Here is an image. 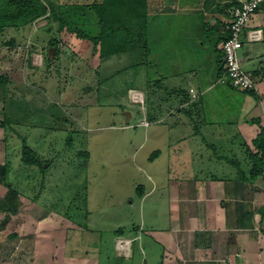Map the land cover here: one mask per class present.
Listing matches in <instances>:
<instances>
[{
  "label": "rangeland",
  "instance_id": "rangeland-1",
  "mask_svg": "<svg viewBox=\"0 0 264 264\" xmlns=\"http://www.w3.org/2000/svg\"><path fill=\"white\" fill-rule=\"evenodd\" d=\"M45 1L56 13L63 5L76 7L75 24H93L88 30L98 32L97 15L89 7L101 0ZM58 24L48 14L20 31L7 29L0 36V122L6 124L4 129L0 126V165L9 163L7 181L27 218L28 230L22 237L33 234L29 224L36 229L39 236L33 239L34 247L43 251L42 264H57L52 242L60 246L66 242L68 255L79 251L91 264H141L135 239V260L118 257L117 235L124 230L126 238H135L132 229L142 222L140 201L153 182L159 196L164 193L160 177L167 175L174 138L162 136L161 131L162 141L156 143L153 127L141 125L142 105L130 102L132 93L128 95L127 89L141 88L148 74L142 66L139 40L131 41L139 46L136 49L99 58L92 43L77 39L66 28L58 31ZM53 38L58 39L61 52L46 62L47 43ZM11 39L16 42L12 48L2 45ZM149 89L159 93L155 83ZM127 110L133 114L128 124ZM23 137L44 162L45 173L22 164ZM8 191L0 182V200ZM153 199L147 201L145 212L151 213ZM158 202L162 211L164 202ZM67 218L83 231L58 230ZM12 224L0 231V264H16L7 246ZM24 225L26 221L20 227ZM33 263L38 264L36 259Z\"/></svg>",
  "mask_w": 264,
  "mask_h": 264
},
{
  "label": "crops",
  "instance_id": "crops-1",
  "mask_svg": "<svg viewBox=\"0 0 264 264\" xmlns=\"http://www.w3.org/2000/svg\"><path fill=\"white\" fill-rule=\"evenodd\" d=\"M235 6V0L148 2L149 53L142 65L148 74L141 88L130 87L127 92L141 96L139 103L129 100L142 105L141 125L153 127V140L160 144L162 131V136L174 138L175 148L167 175L160 177L164 193L159 196L155 182L143 192L142 222L132 229L135 238L118 232L117 240L131 242L128 257L116 249L118 257L128 262L137 255L132 250L135 239L141 264H264V0L239 53L243 69L256 81L253 92L224 82L222 44ZM250 31L259 32V39L249 40ZM152 83L159 93L149 89ZM129 113L127 124L133 118ZM152 199L147 213L145 205ZM158 199L164 202L162 211ZM20 209L9 220L14 232L7 236L8 253L16 264H34L35 259L42 264L43 251L34 247L36 229L29 224L34 236L30 231L29 237H22L28 222ZM58 227L84 229L68 218ZM65 244H50L55 249L52 257L57 255L55 263L91 264L79 251L68 255Z\"/></svg>",
  "mask_w": 264,
  "mask_h": 264
},
{
  "label": "trees",
  "instance_id": "trees-1",
  "mask_svg": "<svg viewBox=\"0 0 264 264\" xmlns=\"http://www.w3.org/2000/svg\"><path fill=\"white\" fill-rule=\"evenodd\" d=\"M148 2L149 0H101V2H95L89 8L97 15L98 19L95 24L100 28L97 33H93L88 30L93 24L89 23L85 25L86 27L75 24L76 7L74 6L63 5L60 13H56L51 3H47L45 0H0V36L7 29L20 31L50 14L59 21L58 31L66 28L68 32L74 33L77 39L92 43L93 52L99 53L101 58L136 49L139 46L131 41H133L132 39L134 42L139 40L140 49H143V65L148 61L149 53L146 37L149 16ZM235 4L237 7L238 4L236 2ZM15 44V40L11 39L2 45L12 48ZM47 45L48 48L57 49L56 59L61 52L58 39L49 40ZM45 60L46 62L51 61L49 56H46ZM1 80L3 81V79ZM253 90L244 92H253ZM0 123L3 129L6 128L5 121ZM84 154V156L87 155ZM21 162L27 167H38L43 173L46 171L44 162L37 152L28 145L24 137L22 138ZM260 171L261 169L258 168L255 174L258 176ZM8 172L9 163L0 165V182L5 183L9 188L7 196L0 200V213L5 214L4 220L0 223V231L9 223L10 216L15 215L19 210L17 193L7 181Z\"/></svg>",
  "mask_w": 264,
  "mask_h": 264
},
{
  "label": "built area",
  "instance_id": "built-area-1",
  "mask_svg": "<svg viewBox=\"0 0 264 264\" xmlns=\"http://www.w3.org/2000/svg\"><path fill=\"white\" fill-rule=\"evenodd\" d=\"M260 1L261 0H235L238 5L234 9L233 19L228 27L229 35L222 44L224 82L240 91H250L256 87L254 77L243 69L239 53L243 48L244 34ZM247 35L248 39L251 41L259 39V32L250 31ZM131 96L135 103L142 101L138 93H132ZM145 125L148 126L149 123L146 122ZM130 248V241L122 239L117 240L116 249L120 255L128 257ZM229 264L242 263L230 262Z\"/></svg>",
  "mask_w": 264,
  "mask_h": 264
},
{
  "label": "water",
  "instance_id": "water-1",
  "mask_svg": "<svg viewBox=\"0 0 264 264\" xmlns=\"http://www.w3.org/2000/svg\"><path fill=\"white\" fill-rule=\"evenodd\" d=\"M56 48H51L50 49V51H49V56L51 57V58H53L54 57V54L56 53ZM125 116L127 117V118H129L130 116H131V114L129 113V112H125Z\"/></svg>",
  "mask_w": 264,
  "mask_h": 264
}]
</instances>
